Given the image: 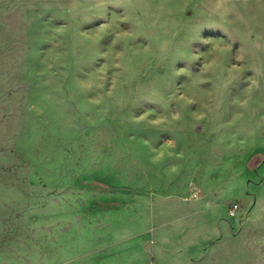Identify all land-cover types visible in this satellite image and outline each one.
I'll return each mask as SVG.
<instances>
[{"label": "rangeland", "instance_id": "374dc122", "mask_svg": "<svg viewBox=\"0 0 264 264\" xmlns=\"http://www.w3.org/2000/svg\"><path fill=\"white\" fill-rule=\"evenodd\" d=\"M263 188L264 0H0V264H264Z\"/></svg>", "mask_w": 264, "mask_h": 264}, {"label": "bare ground", "instance_id": "6f19581e", "mask_svg": "<svg viewBox=\"0 0 264 264\" xmlns=\"http://www.w3.org/2000/svg\"><path fill=\"white\" fill-rule=\"evenodd\" d=\"M240 188H241L240 189L241 192H245L243 187ZM262 193L264 194V192ZM224 210L225 208L216 206L215 212L211 214V220L213 225L207 223L209 222L207 220L204 221L202 219H199L198 221H196L197 224L196 227H194L195 229H191L190 232L186 234V238L189 239L190 241H193L192 244L187 242L186 238H184L186 239L184 242H174L170 239V237L163 238L162 239L163 244L161 246L159 245L156 247V254L158 256L160 264H176L177 261L179 260V257L199 254L200 243L203 242L205 238L212 233V231H215L217 225L221 227L223 230H228L230 227V223L224 222L221 219L222 217H224L223 215H225L226 213ZM251 216H255V215H251ZM238 217L239 215H236L234 219L231 220V222L233 221L236 222L238 220Z\"/></svg>", "mask_w": 264, "mask_h": 264}, {"label": "built area", "instance_id": "2783aa9c", "mask_svg": "<svg viewBox=\"0 0 264 264\" xmlns=\"http://www.w3.org/2000/svg\"><path fill=\"white\" fill-rule=\"evenodd\" d=\"M231 207L233 208V211H235V210H237V209L240 208V206H239L237 203H233V204L231 205Z\"/></svg>", "mask_w": 264, "mask_h": 264}, {"label": "clouds", "instance_id": "9594fccd", "mask_svg": "<svg viewBox=\"0 0 264 264\" xmlns=\"http://www.w3.org/2000/svg\"><path fill=\"white\" fill-rule=\"evenodd\" d=\"M145 117H141V119H144ZM161 121H155L154 123H160Z\"/></svg>", "mask_w": 264, "mask_h": 264}]
</instances>
